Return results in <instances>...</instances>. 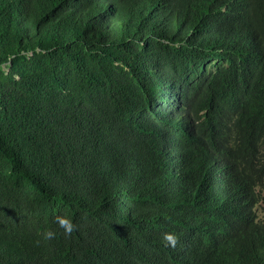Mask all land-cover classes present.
<instances>
[{
	"label": "trees",
	"instance_id": "16d2710c",
	"mask_svg": "<svg viewBox=\"0 0 264 264\" xmlns=\"http://www.w3.org/2000/svg\"><path fill=\"white\" fill-rule=\"evenodd\" d=\"M259 208L264 0H0V264H264Z\"/></svg>",
	"mask_w": 264,
	"mask_h": 264
},
{
	"label": "clouds",
	"instance_id": "9594fccd",
	"mask_svg": "<svg viewBox=\"0 0 264 264\" xmlns=\"http://www.w3.org/2000/svg\"><path fill=\"white\" fill-rule=\"evenodd\" d=\"M61 223L65 226L67 231H71L72 226L70 221H61ZM177 239V236L174 233L170 232H166L162 236V240L164 242L165 247H175Z\"/></svg>",
	"mask_w": 264,
	"mask_h": 264
},
{
	"label": "rangeland",
	"instance_id": "374dc122",
	"mask_svg": "<svg viewBox=\"0 0 264 264\" xmlns=\"http://www.w3.org/2000/svg\"><path fill=\"white\" fill-rule=\"evenodd\" d=\"M258 214H259V216H263L264 210L262 208H259Z\"/></svg>",
	"mask_w": 264,
	"mask_h": 264
}]
</instances>
